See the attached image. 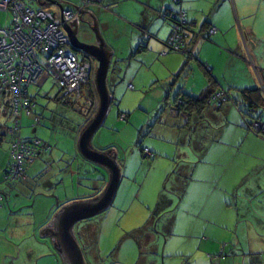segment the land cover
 <instances>
[{
	"label": "crops",
	"instance_id": "crops-1",
	"mask_svg": "<svg viewBox=\"0 0 264 264\" xmlns=\"http://www.w3.org/2000/svg\"><path fill=\"white\" fill-rule=\"evenodd\" d=\"M80 3L81 0H66L62 5L65 10H73ZM102 4V7H92L84 14L85 19L92 24L95 22L92 15L97 18L108 48L113 53L112 74L120 75L112 80L115 88L109 89L113 102L127 83L129 91L144 88L140 77L145 79L148 69H155L152 75L148 74V79L155 76L154 91L156 97L161 99L164 90L160 84L169 86L179 70V80L171 87L174 97L180 92L194 97L201 96L209 84L208 72L216 82L214 90L226 93L235 100L232 102L226 99L220 108H209L197 116L202 118L198 123L201 127L199 130L193 128L199 131L200 137L191 138L192 133H187L178 121L175 124L165 121L157 135L152 136L154 130H151L146 136L149 137L144 142L146 149L156 157L150 159L143 156L142 165L160 169L167 173L164 177L172 178L175 171L170 155H173L176 146L177 157L194 166L187 174L177 176L171 189L174 195H183L178 204L184 202V197L191 195L193 221L184 220L179 209L174 210L175 200H164L161 209L168 214L174 210L163 229V253L164 258H168L164 264H264V138L252 135L245 125L249 118L244 119L240 111V105L245 101L242 91L264 87V0H183L180 8L186 12L191 23L188 40L193 41L195 56L186 68L185 59L176 56L180 53L167 50L173 24L164 13L166 10H177L174 0H103ZM7 16L5 28L12 24L11 14ZM142 29L147 31L146 36ZM211 29H216V34L210 36ZM109 31L115 35V41L119 39L117 46H109ZM139 47L143 50L138 52ZM127 49L128 52L139 54L127 66L131 68L134 63L138 65L136 76L132 74L129 77L128 73L123 76V73L129 71H125L123 65ZM7 95H0V197L3 198L0 199V264H67L57 242L48 232L44 236L40 235L43 229L50 227L57 211L72 200H69L67 190L59 192L58 184L49 179L45 183L46 189H52L51 192L58 189L55 194L59 197V203L52 204L54 199H50L56 195L47 192L43 196L41 191H36L39 185L37 178L42 177L39 171L45 168L52 170L55 160L63 161L66 177L61 183L62 187H66L67 178L71 175L73 187L76 186L82 192V177L85 176L80 175L79 167L91 163L79 154L78 142L85 127L84 122L98 108V99L94 97L93 102L84 105L81 114L83 120L68 124L70 144L66 150L61 149L60 153H55L49 142L29 136L27 127L24 131V121L28 118L25 115L21 137L40 140L52 148L28 166L25 180L9 184L4 180V172L12 161L11 138L7 132L12 126L13 117ZM262 111L264 120V105ZM171 113L173 119L179 116L177 112ZM194 116L196 113L188 118L193 119ZM129 118L128 115L127 122ZM37 128H34V133H37ZM100 143L92 141L95 147L101 146ZM111 150L114 148L106 149L105 152ZM115 153L117 156L118 152ZM124 163L127 167V161ZM217 163L222 173L216 174ZM32 172L35 176H29ZM101 175L100 180H92V185L85 189L96 191L94 197L102 191L98 183L104 184V188L107 185L103 178H107L108 174L103 172ZM153 179L152 175L146 182L147 187H151ZM29 180L33 184L28 183ZM128 180L129 183H138L136 177ZM144 185L141 186V192ZM196 216L200 217V221H197L199 218ZM151 219L144 228L127 229L130 233L139 230L146 232L154 225ZM157 236L150 233L145 242L151 244L157 241ZM151 250L152 254L159 251L158 248ZM88 255L96 264H101L94 250ZM142 260L138 263L122 260L119 264L152 262ZM115 263L118 264L117 261Z\"/></svg>",
	"mask_w": 264,
	"mask_h": 264
},
{
	"label": "rangeland",
	"instance_id": "rangeland-1",
	"mask_svg": "<svg viewBox=\"0 0 264 264\" xmlns=\"http://www.w3.org/2000/svg\"><path fill=\"white\" fill-rule=\"evenodd\" d=\"M23 1L26 3L27 7L31 9H49L48 7H39V5H37V0ZM58 1H61L62 4H65L66 2V0ZM7 14L8 13L6 12H0L1 27L5 28L6 24L8 23L9 15L7 16ZM108 34H111V36L109 37ZM108 34L107 39L110 43L109 46L111 47V44H113V46H117L119 43L116 42H118L119 39L117 38L115 41V35L110 31ZM138 55L139 54H135V52L133 54L132 51L128 52L127 49L125 54L126 61L123 65L125 67V71L128 69L129 71L123 73V76L127 73L129 77L132 74L133 76L138 74L136 71L138 65H135L136 63H134L131 68H127L130 61L136 58ZM77 56L78 58H82V56L79 54H77ZM130 56L131 58L129 60ZM176 56L184 59L182 54H178ZM113 65H115V62ZM95 68H97L96 63ZM154 71L155 69H148L145 79L144 77H140V80H143L144 88H137L134 91H129L127 83L125 87L120 90V95L119 97L116 96V100H114L109 110L104 126L98 131L93 139V143H97V141L101 142V146L95 147L93 144L95 149L98 148L97 150L105 151L106 149L110 150L114 148V150L118 152L116 158L122 169L123 180H121L122 184H120L113 205L107 211L90 220L80 222L76 225L75 233L84 251L88 264H96L88 255V253L92 250H94L96 253L101 264H111L112 262L115 263L116 261L119 264L122 260H127V263L130 261H133V263H138L141 259H143L142 261L147 259L148 261L155 262L156 264H164V260L168 259L164 258L163 253L165 243L163 229L167 219L173 216L174 210L179 209L181 215L184 216V220L193 221V202L191 195L189 194L184 197V202L178 204L181 201L183 195H174L171 190L173 188L174 182L177 179V176H180L181 173L187 174L188 172L192 171L194 169L193 164L190 162H184L183 159L177 157L176 146L174 147L173 155L172 153L170 155V158H172L174 162L173 170L175 171L174 176L176 178L174 176L172 178L164 177L167 176V173H163L157 168L150 169V167L142 165L141 163L144 156L142 149L147 148V145L144 143L145 140L149 138L146 137L147 134L151 130H154L151 132L152 136L157 135V131L161 128L165 121L168 123L172 122L174 124L176 121H178V124H183L187 133H192L191 138L200 137L199 131L196 129L198 128L199 130L201 127L198 126V123L201 122L202 118H197V116H194L193 119H189L188 117L181 116L173 119L171 116V112L175 113L173 105L176 96L174 97V95H171L170 99H168V96L171 93L170 86H165L164 83L160 84V87L162 90H164V95L162 99L156 97L157 94L154 91L156 84L153 85V81L156 80L155 76L152 79H148V74L152 75ZM178 73H180L179 70L174 75H177ZM115 77H120V75L114 76L111 69L108 83L109 89L115 88V86L112 84V80ZM184 80L185 78H183V83ZM87 90L88 86L84 87V99H86L88 95ZM29 92L30 99L33 104V112L30 116L26 115L28 118L24 121V131H26L27 127L29 130V136L37 137L41 140L49 142L54 148L55 153H60V151L66 150L70 144V134L67 132V130H69L68 124L75 123L76 121L79 122L83 108L85 109L84 105H89V100L87 99L86 102L82 98V100H78L77 105L64 106L56 99L59 93V88L54 85L52 78L40 87L32 86L29 89ZM7 97L10 101V105H8L10 107L11 95L8 94ZM241 106L243 108V105H240V109ZM120 114L129 115V121L122 122L120 120ZM38 115L42 117L43 124H41V126H34V119ZM80 124H78V126H81ZM31 126L34 128L38 126L36 129L37 133H34V128H31ZM193 127H196V129ZM158 156H160L159 153ZM125 161L128 163V168L125 166ZM123 163L124 167H122ZM62 165L63 161L55 160L52 170H50L51 168H43V171H39V174L42 177L37 178L39 179V185L36 187V191H41L43 196H45L47 192L49 194L51 193L52 195H56L55 191L58 189H54V191L51 192L52 189L47 190L45 186V183L49 181V179H52L54 183L58 184L57 188L59 187V192L62 190L68 191L70 198L69 200H72L70 203L94 198L97 192L88 191L85 189L86 187L92 185V180H100L102 178L101 173L106 171L102 168H98L94 164L80 166V175L85 176L82 177L84 178L82 179L79 175V177L83 180V188L81 190L82 192L80 193L76 189V186L73 187V178L69 174L65 187L66 189L62 187L61 183L66 177V175L64 176L65 173L63 171ZM215 172L216 174L222 173V168L220 167L219 163H217ZM33 173L34 172H32L29 176H35V173ZM152 175L154 176V179L150 183L151 187H147L146 182L151 179ZM135 177L138 183L128 182V178L134 179ZM28 183L33 184L31 180H29ZM143 183L145 185L141 192L140 189ZM98 186L102 191L104 190V184L100 183L99 185L98 183ZM39 199H41V197ZM53 199L54 203L52 204L57 205L59 203L58 195H56L55 198H51L50 200ZM166 199L176 201L174 210L170 214L161 211L164 205V200ZM139 202L140 204H138ZM138 209L141 210V213H139L140 211ZM202 216L205 217V213H203ZM196 218H199L197 221H200V217L196 216ZM149 219L153 221L154 225L151 226L146 232L145 230H141L142 232L139 230L137 232L133 231L130 233V230L127 229L132 227L144 228ZM134 232L135 234L131 235ZM150 233L158 235L157 241H154L151 244L145 242L147 240L148 234ZM159 233H161L162 238L160 237ZM156 248L159 249L158 253L152 254L151 249ZM152 262H147V264H152Z\"/></svg>",
	"mask_w": 264,
	"mask_h": 264
},
{
	"label": "built area",
	"instance_id": "built-area-1",
	"mask_svg": "<svg viewBox=\"0 0 264 264\" xmlns=\"http://www.w3.org/2000/svg\"><path fill=\"white\" fill-rule=\"evenodd\" d=\"M97 1L83 0V7L75 11H58L53 17L52 11L28 8L22 0H0V11L10 13L12 19L9 28H0V95L10 94L13 106V124L8 130L12 161L4 172L6 180H25L28 166L50 150L45 142L21 137L22 119L33 112L29 89L40 87L52 78L59 88L60 98L75 102L82 96L83 87L90 82L87 75L89 64L82 62L73 52L63 25L73 22L87 5ZM182 1L174 0L177 4ZM178 16L180 23L172 31L167 50L184 52L181 24L184 25L187 20L184 12H179ZM216 32V29H211L209 34ZM226 99V93H218L214 98ZM126 119V115H121V121ZM40 124L41 117L38 115L34 126ZM250 130L264 134V122L261 119L253 121ZM144 154L148 158L155 157L149 149H145Z\"/></svg>",
	"mask_w": 264,
	"mask_h": 264
},
{
	"label": "water",
	"instance_id": "water-1",
	"mask_svg": "<svg viewBox=\"0 0 264 264\" xmlns=\"http://www.w3.org/2000/svg\"><path fill=\"white\" fill-rule=\"evenodd\" d=\"M37 2L40 7H48L53 17L58 11H65L62 3L57 0H37ZM84 13L86 14V11L81 12L73 22L63 25L73 52L82 56L79 58L82 62L89 64L87 75L89 79L93 76L98 96L97 111L79 137V154L89 163L104 169L108 174V180L104 190L96 197L62 206L54 216L50 227L41 231L40 236L48 232V235L57 242L59 251L67 264H88L75 233L76 225L107 211L114 203L122 180V169L116 159L115 151H100L92 145L94 136L106 122L113 102L108 87L113 53L108 48L97 18L91 14L95 21L92 24L85 19ZM92 61L96 62L97 68L92 65Z\"/></svg>",
	"mask_w": 264,
	"mask_h": 264
},
{
	"label": "trees",
	"instance_id": "trees-1",
	"mask_svg": "<svg viewBox=\"0 0 264 264\" xmlns=\"http://www.w3.org/2000/svg\"><path fill=\"white\" fill-rule=\"evenodd\" d=\"M102 3H103V0H98L97 2H93V3L89 4V5H87V7L83 9V12L88 11L90 8L95 7V6L102 7V5H103ZM181 3L177 4V3L174 2V6L177 8V10H174V11L166 10V12L164 14L167 17V19H169L172 22L173 29H174L175 25L180 23V19H179V16H178L179 12H184L185 15H186V20H187L186 23L184 25L181 24V26H182V32H181L182 41L181 42L185 46L184 47V52H182V51L181 52L169 51V52H175V53L182 54L184 56V59H185V66L184 67L186 68V67H188L189 62L192 61V59H194L195 56H194V52L192 50V46H193L192 42L193 41H189L188 40V35L190 33L191 23H190V21L187 18L186 12L180 8L181 7ZM80 7H83V0H81L80 5L78 7H76L75 9H73L72 11H75V10H77ZM40 10H43V9H40ZM47 10H49V9H47ZM0 28H2V27H0ZM7 28H9V27H7ZM173 29H172V31H173ZM209 32H210V30H209ZM142 33L145 36L147 35V31L144 30V29H142ZM140 47H143V46L141 45ZM140 47L137 50L138 52L140 50H143ZM181 73H182V71H181ZM206 73H207L206 75L208 76L209 84H208L206 90L203 92V94L201 96L194 97V96H190V95L184 94L183 92H180V93L175 95L176 97H175V101H174L173 107H174L175 112H177L180 117L181 116L182 117H189L190 115H193L195 113H196V116H198L204 110H207L209 108H220L224 104V101H222V100H214L215 96L219 92L217 91L218 92L217 93L214 90V86H215L216 82H215L213 76L211 74H209L208 72H206ZM179 77H180V74H177V76L174 78V81L171 82V84L169 86L172 87L173 84L175 85L178 82ZM87 86H88V90H87L88 91L87 92L88 95L86 97V100L88 99L90 102H93L94 97L98 99L97 92H96V89H95V86H94V83H93V76H92V79L90 80V82L84 87H87ZM84 87H83V89H84ZM171 95H172V90H171L170 95L168 96V99H170ZM242 96L244 97L245 101L242 103L243 108L241 106L240 111H241L242 117H244V119L246 117L249 118V120L245 122V125L247 126L248 130L252 134H254L257 137L264 138V134H263L262 131L254 133L253 131L250 130V126L252 125L253 121L261 119L264 122V120L262 118V114H263L262 107L264 105V87L254 88V89H244L242 91ZM82 97H83V90H82V96L79 99H81ZM56 99H57V101H59L64 106H73V105H75L74 100L71 101V99H68V98H60V94L57 95ZM228 100L232 101V102H235V100H233V98H231L229 95H228L227 101ZM8 105H10V102H9ZM10 109H11V114H12V112H13L12 104L10 106ZM94 110H95V112L93 113L92 117L91 118L89 117V119H87L84 122L83 126H86V124H88L89 121L94 117V115H95V113L97 111V108L94 109ZM121 115H123V114H120V117H121ZM126 116H128V115H126ZM125 122H127V119H126ZM41 124H42V117H41ZM7 135H8V132H7ZM51 148L52 147L50 146V149ZM145 149H142V153H143L144 156H145V154H144ZM154 156L156 157L155 154H154ZM150 159H152V158H150ZM4 180H5V182H7L9 184H16V183H20V182L23 181V180H21V181L18 180V181H14L13 182V181H8L6 179H4ZM103 180H105L104 183L106 182V184H107L108 176H107V178H103Z\"/></svg>",
	"mask_w": 264,
	"mask_h": 264
},
{
	"label": "flooded vegetation",
	"instance_id": "flooded-vegetation-1",
	"mask_svg": "<svg viewBox=\"0 0 264 264\" xmlns=\"http://www.w3.org/2000/svg\"><path fill=\"white\" fill-rule=\"evenodd\" d=\"M81 38H82V37H81ZM82 39H83V38H82ZM95 63H96L95 61H92V65H94V66H95Z\"/></svg>",
	"mask_w": 264,
	"mask_h": 264
}]
</instances>
